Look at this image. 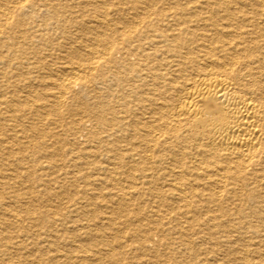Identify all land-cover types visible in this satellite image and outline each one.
I'll return each mask as SVG.
<instances>
[{"label":"bare ground","instance_id":"obj_1","mask_svg":"<svg viewBox=\"0 0 264 264\" xmlns=\"http://www.w3.org/2000/svg\"><path fill=\"white\" fill-rule=\"evenodd\" d=\"M68 101L65 131L90 124L58 167L46 117ZM48 190L76 211L99 201L103 220L36 212ZM261 204L264 0H0V264L22 250L47 264L46 232L63 242L53 264H119L127 249L140 264H264V212L238 209Z\"/></svg>","mask_w":264,"mask_h":264},{"label":"rangeland","instance_id":"obj_2","mask_svg":"<svg viewBox=\"0 0 264 264\" xmlns=\"http://www.w3.org/2000/svg\"><path fill=\"white\" fill-rule=\"evenodd\" d=\"M107 8H110V6L108 5L107 6ZM61 38V37H60ZM60 38H58V41H62V39H60ZM49 51H51L50 49H49ZM49 51H48V49L46 48V55L47 56H50V58L49 59H46V60H48L49 62L51 61V63H49L48 61H46V65H48L49 64V66H48V68L46 67V69L48 70V72H47V70H46V73L48 74L49 72H51L50 74H57V68L59 69L60 67H61V59H60V57L62 56V54H61V56H60V54L59 53H57V54H54V53H50L49 54ZM53 54H54V56H53ZM59 54V56H57ZM51 55L53 56V57H51ZM56 55V56H55ZM46 56V58H48ZM117 56V55H116ZM59 57V58H58ZM56 58H58V59H60L59 61H60V65H59V62L56 60ZM52 60H54V61H52ZM58 64V65H57ZM52 65H54V66H52ZM52 66V67H51ZM56 68V69H54V68ZM50 68V69H49ZM53 68V69H52ZM60 70V69H59ZM52 71H53V73H52ZM47 74H46V77H47ZM49 78V77H48ZM48 82L50 81V80H47ZM46 81V83H48ZM49 88V87H48ZM36 90V89H35ZM39 92H40V90H39ZM38 92V93H39ZM72 92H73V94H77V96L79 95V97H80V93H79V88L78 87H74L73 88V90H72ZM79 93V94H78ZM69 104V105H68ZM72 107H71V106ZM71 107V108H70ZM74 107L75 106H73V104H71L69 101L65 104H63V106H61L60 108H59V110H57L56 111V113L54 112L53 114H50L49 115V117L47 116L46 117V127H50L51 129H54V128H56V129H54V130H56L55 132L58 134V136L60 135V136H63V137H60L59 136V138L57 137V138H48L47 136H46V145H47V147L48 148H46V153H49L50 155H52V158L50 157V159H47L46 158V162H48V163H50V162H52L53 160L55 161V160H57V156L58 155H61V159L60 158H58V160H57V162H58V164H57V162H56V164L58 165V167H60V165H62L61 163H64L66 160H68L69 159V154L68 153H66V151H64V150H59L60 151V154H59V152H57V148H59L60 149V147L62 146V147H64V148H67L68 146H66V144L65 143H68V141H72L74 138H76V140H77V142H78V144H81L82 142H83V139H84V135L86 134V131L84 130L85 128H88L87 127V125H89L90 123H88V122H86V119H85V121H84V118H83V124L84 123H86V124H84L83 126H84V128H80V127H83V126H79L78 127V129H77V131L71 136V134H70V132H67L68 130L66 129L67 127L65 126V127H63L62 126V124L64 123V122H68L69 120V115H70V113H72V109H74ZM63 116H64V118L65 119H63ZM55 117V118H54ZM57 117V118H56ZM61 119H60V118ZM60 120H59V119ZM50 120V121H49ZM57 120V121H56ZM59 120V121H58ZM57 122V123H56ZM49 123V124H48ZM59 123H60V125H59ZM57 124V125H56ZM52 125V126H51ZM54 126V127H53ZM57 126V127H56ZM49 127L48 128H46V135H47V132H49L50 130H48L49 129ZM62 128H63V130H62ZM80 129V130H79ZM48 130V131H47ZM65 130H67V131H65ZM78 131H80V132H78ZM59 132V133H58ZM62 132H64V133H62ZM68 133V134H67ZM79 133V134H78ZM70 134V135H69ZM65 135V136H64ZM68 135V136H67ZM77 135V136H76ZM70 136V137H69ZM65 137H69V139H65ZM72 138V139H71ZM49 142H48V141ZM59 140H61V141H59ZM79 140V141H78ZM37 141H39V140H37ZM51 141H52V143H54V145H53V147H52V145H51ZM67 141V142H66ZM61 142V143H60ZM80 142V143H79ZM58 143V144H57ZM50 144V145H49ZM62 144V145H61ZM57 145H59V146H57ZM51 146V147H50ZM48 149V150H47ZM50 149V150H49ZM53 150V151H52ZM48 151V152H47ZM55 151H56V153H55ZM52 152H53V154H52ZM57 155V153H58V155L56 156L55 154ZM63 153H64V156H63ZM68 154V155H67ZM55 156H56V159H55ZM54 158V159H53ZM53 159V160H52ZM101 159V158H100ZM102 160V159H101ZM52 162V163H55V162ZM62 161V162H61ZM103 161V160H102ZM60 163V164H59ZM65 169V168H64ZM79 183V184H78ZM81 184V185H80ZM77 185H78V188H83V183H81L80 181L79 182H77ZM52 193V194H51ZM50 194V196H48ZM46 195H47V197L46 198H50V199H47L48 200V202H47V200H46V202H44L43 203V205H40L39 207L37 206V205H34V202H33V204H31L32 206L34 205L35 206V211L36 212H39V211H46L48 208H51L52 209V207H53V211L54 212H57L58 213V215L59 216H56V218H60V219H62V221H64V223H65V221H67V223H68V221H74L76 224H75V226L77 227V228H79V227H81V226H84V222L86 223V225L87 224H91V223H98V222H100L101 220H103L102 218L104 217V214H105V208L101 205V203L99 202V201H95V200H92V201H90V202H88V203H86L85 205H84V207H82V208H78L79 210L78 211H76L77 210V207H74V206H70V204L68 203V202H70V200L66 197V196H64V195H61L60 197L59 196H55L54 195V193H53V191L52 190H48L47 192H46ZM51 195H52V197H51ZM57 200H55L54 198ZM59 197V199H57ZM71 198V197H70ZM67 199V200H66ZM136 199H137V197H136ZM135 198L132 200V201H135L136 200ZM55 200V201H54ZM60 200V201H59ZM69 200V201H68ZM146 200H147V197L146 196H141L140 198L138 197V202H140V203H142L141 204V206L143 207V206H145V205H143V204H145L146 203ZM50 201V202H49ZM67 201V202H66ZM60 203V204H56V203ZM98 202H99V204H100V208H99V205H98ZM145 202V203H144ZM110 203H111V201H110ZM109 203V204H110ZM90 204H91V206H90ZM48 206L47 208H46V206ZM94 205V206H93ZM63 206V207H62ZM65 206V207H64ZM88 206V207H87ZM97 206V207H96ZM59 207V208H58ZM68 207H70L69 209H65L64 210V208H68ZM95 207V208H94ZM103 207V208H102ZM43 208V209H42ZM45 208V209H44ZM63 208V210H64V212H62L63 210H61ZM102 208V209H101ZM243 208V209H242ZM56 209H58V210H56ZM95 209V210H94ZM100 209L102 210L101 212H99L100 211ZM239 209V211H241V212H243V213H245V214H251L254 210H257V211H260V212H264V205L263 204H261V205H259V206H247V205H244V206H241V207H239L238 208ZM83 210V211H82ZM91 210V211H90ZM105 210V211H104ZM73 211H74V214H73ZM80 211V212H79ZM90 211V212H89ZM143 211V210H142ZM145 211V210H144ZM143 211V212H144ZM68 212V213H67ZM72 214H71V213ZM85 212V213H84ZM81 213V214H80ZM82 213H83V216H82ZM145 213V212H144ZM65 214V215H64ZM67 214V215H66ZM77 214V215H76ZM87 214V215H86ZM98 215V216H97ZM68 216H69V219H68ZM72 216V219L70 218ZM92 216V217H91ZM98 217V219H97V217ZM76 217V218H75ZM83 217V219H81ZM89 217V218H88ZM55 218V219H56ZM253 219V218H252ZM98 221V222H97ZM29 222V223H28ZM78 222H79V224H78ZM31 222L29 221V220H25L24 221V223L21 225L22 226V228H25V229H27V226L29 227V226H31V224H30ZM66 223V224H67ZM253 223V222H252ZM255 224V226H259V228H258V230H261V227H260V224L258 223V222H254ZM29 224V225H28ZM259 224V225H258ZM23 225H24V227H23ZM196 225H198V223L196 224ZM169 226H171V225H169ZM198 226H201V225H198ZM59 227V225L57 226V228ZM196 227V226H195ZM21 228V229H22ZM144 228V227H143ZM20 229V228H19ZM202 231H201V233H199L200 234V236H197V237H201L202 235H204V234H206V233H208V231L207 230H205V228L203 227V226H201V228H200ZM16 231V230H15ZM39 231V230H38ZM81 232L83 233L84 232V230H81ZM16 233H20V231H17V232H13L11 235H18V234H16ZM43 233V234H42ZM79 233V232H78ZM204 233V234H203ZM233 232H230V234H228L227 235V240L229 241V242H232L231 241V239H234V238H236V233H234V234H232ZM39 234L43 237V236H45L44 235V231H42V230H40L39 231ZM46 234L47 235H49V236H47L46 237V244L48 243V245H47V250H48V252L46 251V263L47 264H53V262L51 261L52 259H53V257L52 256H59V255H63L64 254V252H63V250H62V243L63 242H61V241H56V240H54V241H56V242H53V234H49V232L47 233L46 232ZM262 234V233H261ZM52 235V236H51ZM234 235V236H233ZM51 236V237H50ZM231 236H233V237H231ZM50 237V238H49ZM214 238H217V237H214ZM230 238V239H229ZM50 239V240H49ZM257 239V238H256ZM256 239H252L253 241H251V240H249L250 242V245H252V246H248V248L247 249H249L250 250V247H251V249L253 250V249H256V248H258V240H257V242H256ZM259 239V238H258ZM49 240V241H48ZM67 242V240L65 239L64 240V242ZM210 241V243L208 242V244H213L214 242H215V240H212V238L209 240ZM234 241V240H233ZM255 241V242H254ZM34 241H31V240H28L27 242H25L26 243V246H28L27 248H28V250L30 249L31 250V248H32V243H33ZM251 242H252V244H251ZM74 243V242H73ZM130 243V242H129ZM128 243V244H129ZM240 243H243V242H240ZM27 244H29V245H27ZM31 244V245H30ZM51 244V245H50ZM56 244V245H55ZM62 244V245H61ZM253 244H257L256 245V247H255V245L253 246ZM53 245V246H52ZM59 245H61V246H59ZM150 245V244H149ZM149 245H147L148 247H149ZM55 246V247H54ZM58 246V247H57ZM207 246V248H208V246H210V245H206ZM52 247V248H51ZM60 247V248H59ZM64 247V246H63ZM205 247V246H204ZM255 247V248H254ZM58 249V251H56L55 249ZM150 248V247H149ZM206 248V249H207ZM52 249V250H51ZM62 251H60V250ZM205 249V248H204ZM51 252H50V251ZM67 250V249H66ZM198 250V248L196 249V253L198 254V256H197V263H200V261H202L204 258H205V255L207 256V258H210L211 260L210 261H212L213 259L214 260H220V259H222V260H224V254H223V251H225L224 250V247H220L219 248V252H216V254H208V253H203V251H202V253L204 254H202V253H200L199 254V251H197ZM221 250V251H220ZM20 252H21V254H20ZM20 252H18V253H15L14 255L16 256V258H15V256L13 255L12 257V259L13 260H18V262H19V264H23V256L25 257V258H27V256H28V254L24 251V250H22V251H20ZM57 254H59V255H57ZM59 252V253H58ZM222 252V253H221ZM24 253V254H23ZM51 253V254H50ZM125 253V254H124ZM18 254V255H17ZM20 254V255H19ZM25 254H26V256H25ZM135 254V255H134ZM139 255V253H136V251L135 252H133V253H131V252H129V250L127 249V251L126 252H123V254H120V256H118V254H115V256H117L118 257V261L117 262H120L119 264H123V263H125V264H140V263H142L143 261H145L144 259L145 258H142L141 256H139L138 257V255ZM202 254V255H201ZM218 254V255H217ZM75 255V254H74ZM200 255V256H199ZM221 255H223V256H221ZM133 256V257H132ZM19 257V258H18ZM49 257H51V258H49ZM131 257V258H130ZM139 259V260H137V258ZM15 258V259H14ZM21 258V259H20ZM133 258V259H132ZM203 258V259H202ZM128 259V260H127ZM130 259V260H129ZM201 259V260H200ZM132 260V261H131ZM126 261V262H125ZM88 262H86V264H87ZM144 264V263H143Z\"/></svg>","mask_w":264,"mask_h":264}]
</instances>
